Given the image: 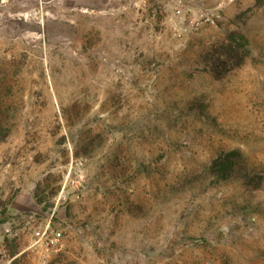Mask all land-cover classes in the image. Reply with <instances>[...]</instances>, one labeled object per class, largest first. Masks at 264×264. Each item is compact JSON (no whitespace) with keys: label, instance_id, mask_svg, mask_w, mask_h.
<instances>
[{"label":"rangeland","instance_id":"1","mask_svg":"<svg viewBox=\"0 0 264 264\" xmlns=\"http://www.w3.org/2000/svg\"><path fill=\"white\" fill-rule=\"evenodd\" d=\"M0 123V264H264V0H0Z\"/></svg>","mask_w":264,"mask_h":264},{"label":"trees","instance_id":"2","mask_svg":"<svg viewBox=\"0 0 264 264\" xmlns=\"http://www.w3.org/2000/svg\"><path fill=\"white\" fill-rule=\"evenodd\" d=\"M248 55V40L239 31H230L219 42L213 43L203 54L205 66L214 78H220L229 70L242 64ZM7 129L0 123V140L6 135ZM238 149L220 151L206 165V171L216 180H228L238 177L243 184L251 188L259 187L263 175L251 173L241 164ZM14 252L12 251L11 254Z\"/></svg>","mask_w":264,"mask_h":264},{"label":"built area","instance_id":"3","mask_svg":"<svg viewBox=\"0 0 264 264\" xmlns=\"http://www.w3.org/2000/svg\"><path fill=\"white\" fill-rule=\"evenodd\" d=\"M125 1L128 2L137 11L146 8L149 5V2H150V0H125ZM175 14L176 15H179L180 13H179L178 10H176L175 11ZM190 22L193 23L194 20L191 19ZM44 234H45V231L37 230L35 232V235L37 237H39V239H41L43 237H45V239H46L47 236H45ZM47 240L49 242L51 241V239H48V238H47ZM43 263H44V261H41L39 264H43Z\"/></svg>","mask_w":264,"mask_h":264}]
</instances>
